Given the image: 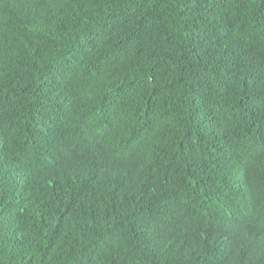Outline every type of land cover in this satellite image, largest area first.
Segmentation results:
<instances>
[{"label":"trees","instance_id":"1","mask_svg":"<svg viewBox=\"0 0 264 264\" xmlns=\"http://www.w3.org/2000/svg\"><path fill=\"white\" fill-rule=\"evenodd\" d=\"M0 264H264V0H0Z\"/></svg>","mask_w":264,"mask_h":264}]
</instances>
